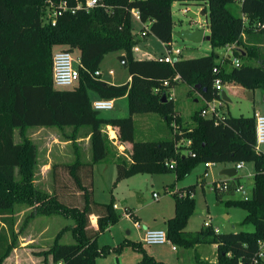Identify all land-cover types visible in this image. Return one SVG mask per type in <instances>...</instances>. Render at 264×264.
<instances>
[{
    "label": "trees",
    "instance_id": "trees-1",
    "mask_svg": "<svg viewBox=\"0 0 264 264\" xmlns=\"http://www.w3.org/2000/svg\"><path fill=\"white\" fill-rule=\"evenodd\" d=\"M68 1L70 5L76 3ZM175 2L204 6L213 48L234 45L233 56L240 59V66L227 67L232 59L219 60L216 50L201 57L180 56L173 65L137 58L133 51L137 45L134 13L148 26L146 35L153 34L163 43L171 42ZM233 2L241 4L244 16L229 9ZM47 6V0H0V264H11L6 260L16 246L15 216L19 204L34 207V214L57 213L74 221L64 227L72 232L74 243H61V231L47 251L54 264H96L99 256L120 253L130 244L143 254L139 264H165L146 252L142 243L127 240L116 247L98 244L99 236L121 218L113 202L99 203L94 199V165L111 153L104 133L107 125L113 127L121 143L131 144L128 156L113 153L117 181L139 173L166 172H175L180 180L207 161L254 162L251 198L227 201V205L247 211L244 222H252L253 231L218 233L210 227L186 230L195 207V198L190 195L195 190L192 185L172 193L176 197V213L167 221V233L173 243L185 247L217 244L219 264H264V258L255 263L264 243V152L256 148L255 113L232 116L226 112L218 123L202 115L205 101L221 98L215 87L217 78L245 91H264V64L259 62L262 51L243 39L244 33L252 31L264 35V0H103L89 11L64 13L55 25L47 21ZM58 46L70 52L80 51V80L72 88L54 84L53 57ZM110 52L127 56L131 81L112 84L102 74L95 75ZM215 67L219 68L218 73L214 72ZM179 82L187 83L191 92H199L204 98V105L192 115L194 124L157 140H137L135 114L157 113L167 125L181 123L174 99L168 98L169 91ZM90 90L105 99L127 96L130 115L101 117L93 107ZM163 94L167 101L162 100ZM84 126L90 132L92 160L84 162L78 153L73 162L54 163V191L40 189L35 183L39 149L26 130L70 127L78 131ZM17 130L21 141H16ZM184 139L192 143L180 147L179 142ZM171 161L173 167L167 165ZM56 189H63L62 193ZM181 192L185 196H180ZM93 214L97 216V227L92 225Z\"/></svg>",
    "mask_w": 264,
    "mask_h": 264
},
{
    "label": "rangeland",
    "instance_id": "rangeland-1",
    "mask_svg": "<svg viewBox=\"0 0 264 264\" xmlns=\"http://www.w3.org/2000/svg\"><path fill=\"white\" fill-rule=\"evenodd\" d=\"M229 9L235 14L239 15L240 3L233 2L228 5ZM184 9L192 11L197 14L195 18H190ZM204 6L191 3L182 5L175 2L173 5V18L175 21V31L182 29H208V15L202 14ZM133 26L136 30L135 38L137 45L141 52H136L137 58L153 59L156 55L166 53V47L155 35L148 34L141 35L142 24L134 18ZM209 34V33H207ZM173 47L182 50L181 56L184 58H193L210 55L213 50L219 53V60L224 58L232 59L233 54L231 50L226 48L214 49L211 41L204 39L202 42L196 43L187 39H182L174 35ZM59 46L55 51L59 50ZM73 57V64L75 67H80V57L78 49L71 51ZM122 54H124L122 52ZM118 52H110L106 54L101 63V71H103V79L106 81L114 79L116 82H123L129 74L128 70L123 67L118 59ZM228 64L227 67H230ZM113 70L115 74H110ZM229 84L225 85L227 95L231 101H226L223 104V109L232 116H252L259 108L258 98L250 100L243 90L239 94H233L227 89ZM191 89V87H190ZM188 91L187 87H176L175 91L172 88L168 93H174L175 106L179 109L181 116V123L174 121L171 125H167L160 114L144 113L135 114V128L137 140H157L166 136L173 135L182 127L190 126L193 123L192 115L202 104L201 98ZM200 99V102H195L194 99ZM118 99V100H117ZM204 105V103H203ZM264 113V112H263ZM99 115L103 118H117L128 117L129 101L127 97L116 98L113 109L100 110ZM111 129L104 127V133L109 138V146L111 153L100 165H97L93 172L94 179V199L99 203H114L116 212L121 216L120 220L108 227L98 239L100 247L110 245L116 247L127 240L130 243H142L146 252L149 251L163 254L165 259L161 261L165 264H218V250L217 245L213 243H199L193 247H185L177 245L178 251L171 250V242L164 245H147L142 241V232L137 230L134 218L125 215L126 207H131L138 214V222L145 226H154L163 220L164 215H175L176 213V197L170 190L183 189L186 190L190 186H195L194 198L195 207L193 213L188 218L186 230L197 231L202 228H207L206 223H212L214 228H217L218 233H230L239 231H253L255 225L252 222H244L247 211L238 206H229L227 201L229 199H249L252 195L253 177L255 174L254 162H244V167L238 170L240 182L247 190L244 194L235 188L230 190H223L218 193L214 188L216 180H226L225 175L219 173L225 168L236 167L237 163L233 161L217 163L212 169H209V176L205 177L206 172L205 163L198 164L188 175L178 180L175 172L166 173H139L131 177L117 181V169L114 162L113 153L121 154L122 147L118 144V139L111 140ZM84 135L83 131H75L73 128L60 129L58 127H32L26 130V135L36 142L39 149V166L36 173V185L48 192L52 193L54 187L49 182V177L41 174V165L48 159L47 154L51 151V158L55 163H67L75 160L74 152L79 150L85 159L89 152V146L82 143L79 145L65 144L66 140L74 135ZM116 135V133H115ZM117 137V135H116ZM19 131H16V141H21ZM65 142V143H64ZM188 145L186 139L179 142V146ZM264 148V146H263ZM124 150V149H123ZM92 152V151H91ZM126 156V155H125ZM59 161V162H56ZM238 183V181H237ZM44 184V185H43ZM61 194V190L56 189ZM71 191V190H70ZM155 193L159 197H155ZM69 194V192H67ZM73 200L71 198H66ZM34 207L19 204L16 206L15 216V230L17 232L16 246L12 250L10 256L6 260L11 264H54L52 255L47 251L54 243L57 235L62 231L59 237L61 243H74L75 239L70 230H64V227L74 223L71 218L65 217L61 214H38L33 213ZM229 216V217H227ZM91 219H93L91 217ZM213 227H210L214 229ZM131 231V235L128 231ZM215 230V229H214ZM140 254V259H135V254ZM152 255V253H149ZM143 254L141 251L134 248L132 244L126 245L124 249L119 252H111L107 256H99V264L105 262L106 264H137L141 260ZM136 260V261H135ZM136 262V263H135ZM139 262V261H138Z\"/></svg>",
    "mask_w": 264,
    "mask_h": 264
},
{
    "label": "built area",
    "instance_id": "built-area-1",
    "mask_svg": "<svg viewBox=\"0 0 264 264\" xmlns=\"http://www.w3.org/2000/svg\"><path fill=\"white\" fill-rule=\"evenodd\" d=\"M47 21L51 22L53 25L57 23V19L59 16L63 15L66 12L76 13L78 10H86L89 11L90 9L101 5L103 0H76L74 5H70L68 0H60L59 2H55L53 0H47ZM185 12H188V9H184ZM137 13V12H135ZM134 13V14H135ZM138 14V13H137ZM264 27V25H262ZM147 25H144V30L141 31L142 36H146L147 34ZM166 47V53L161 55H156L153 59L159 62H166L170 64H174L175 60L181 56L182 50L180 48H174L173 43L167 42L164 43ZM233 46V47H232ZM229 50L232 51L234 45L227 46ZM226 47V48H227ZM139 48L137 46L133 47V51L137 52ZM73 57L70 51L66 49L58 50L54 53L53 57V79L54 84L56 87L59 88H72L76 86L80 80V69L75 67L73 64ZM241 61L238 57H232V65L240 66ZM214 72L218 73L219 68L215 67ZM110 74H114L113 70L109 71ZM101 70H97L95 75H101ZM168 84V82H165ZM224 83L222 82L221 78H217L215 80V87L218 91L221 98H215L211 101H205V106L202 109V115L206 117L213 118L216 123L222 121L226 116V111L223 109V104L226 102L222 98V92L224 91ZM170 99H174V93L169 94ZM93 107L96 110H110L114 107L113 99H105L100 98L98 100L93 101ZM256 129H257V150L262 151L261 147L264 145V113L256 111ZM111 133V131H110ZM111 140L118 139L116 135H110ZM188 145L192 143L189 139ZM195 156V154L193 155ZM206 167V172L204 173L205 177L209 176V169H212L214 166L217 165V162L214 161H207L204 162ZM167 165L173 167L174 161L167 162ZM244 167V162H237L236 168L238 170ZM226 180H216L214 183L215 190L223 191V190H230L232 188L237 189L238 191H242L244 194L247 192L245 186L240 182L237 183L238 180L235 177H228L226 176ZM186 193L181 192L180 196H185ZM155 197H158V194H154ZM192 197L194 193L190 194ZM129 211L126 209V215H129ZM135 226L137 229H143L140 222L136 221ZM206 227H213L212 223H206ZM214 228V227H213ZM217 231V228H214ZM143 242L147 245H164L171 242L173 250L177 249V245L174 244L168 237L167 229L165 228H145L144 235H143ZM264 258V243L261 244V249L258 252V255L255 259V263H258L259 259Z\"/></svg>",
    "mask_w": 264,
    "mask_h": 264
},
{
    "label": "crops",
    "instance_id": "crops-1",
    "mask_svg": "<svg viewBox=\"0 0 264 264\" xmlns=\"http://www.w3.org/2000/svg\"><path fill=\"white\" fill-rule=\"evenodd\" d=\"M203 11V10H202ZM240 11H241V4H240ZM206 14V13H205ZM239 16H244L243 15V13L241 12L240 14H239ZM134 18H136L139 22H140V24H142V26H144V24L140 21V19H139V16H138V14L137 13H135L134 14V17H133V19ZM208 24V23H207ZM176 30V29H175ZM206 30V35H207V33H210V31H209V28L208 29H205ZM134 33L136 34V30H135V28H134ZM243 39H244V41L246 42V43H248V44H255V45H257L258 47H260V49H261V51H262V54H261V58H260V60H259V62H262L263 64H264V35L260 32V31H255V32H250V33H244V35H243ZM138 47V46H137ZM233 47V46H232ZM139 48V47H138ZM61 49H64L63 47H60L59 48V50H61ZM227 50H229V47H227L226 48ZM58 51V50H57ZM79 51V50H78ZM56 52V51H55ZM137 52H141V49L139 48V50L137 51ZM136 53V52H135ZM118 54L120 55V54H122V52H118ZM182 54V53H181ZM79 57H80V51H79ZM231 64V66H232V63H230ZM102 72V77H103V71H101ZM115 74V73H114ZM128 81H131V76H130V74H128L127 75V77H126V79L125 80H123V82H116L114 79H112V80H109V81H107V82H109V83H112V84H122V83H126V82H128ZM226 85V84H225ZM225 85H224V91H225V89H226V87H225ZM228 85V84H227ZM179 86H181V87H187L188 88V91H189V89H190V86L187 84V83H184V82H179L175 87H174V91H175V89H176V87H179ZM227 89L229 90V91H231L233 94H239L240 93V91L241 90H243L244 92H246V94H247V91H245V89H243L241 86H239V85H234V84H229V86L227 87ZM194 92V94H197L200 98H201V100H202V104L200 103L199 105H200V107L199 108H201V106L203 105V103H204V98H203V96L199 93V92H196V91H192V93ZM253 93H254V100L256 99V97L258 98V103H259V108L256 110V111H259V112H264V103L262 102V97H263V94H264V91L262 90V89H257V90H255V91H253ZM89 94H90V97H91V99L93 100V101H95V100H98V99H100V96L95 92V91H93V90H90L89 91ZM124 97H127V96H124ZM115 100L116 99H113V101L115 102ZM118 100V99H117ZM194 101L195 102H200V99L197 97L196 99H194ZM198 108V109H199ZM177 109V108H176ZM178 111H179V109H177ZM180 112V111H179ZM193 125V124H192ZM192 125H190V126H192ZM107 127L108 128H110L111 129V132H112V134L113 135H115V133H116V131L113 129V127L111 126V125H107ZM79 130L80 131H83L84 132V135H82V134H80V135H74L73 137H70V138H68L64 143L65 144H74V143H77V144H79V145H82V143L83 142H85V144H87L89 147V152L86 154V156H85V159H83V155L80 153V151L79 150H77V151H75L74 152V154H75V157H76V155H78V153L80 154V156H81V159H82V161H84V162H89V161H91L92 160V150H91V144H90V132H89V129H88V127H81V128H79ZM116 135H117V133H116ZM118 138V137H117ZM118 144H119V146L120 147H122L123 149H121V153H123L124 155H126V156H128V153H129V151H130V148H131V144L129 143V142H123V143H121L119 140H118ZM123 144L125 145V148L123 147ZM264 146V145H263ZM263 146L261 147V149H262V151L264 152V148H263ZM51 151L52 150H49L48 151V154H47V158L48 159H46L44 162H43V164L41 165V174L43 175V176H47V177H49V179H47V180H50L49 182H51L52 183V186L54 187V184H53V181H52V167H53V165H54V163L55 162H53V159L51 158V156H50V154H51ZM56 162H59V161H56ZM104 161H101V162H99V163H97V164H95L94 165V168H93V172H94V170H95V168H96V166L97 165H100V164H102ZM221 173V172H220ZM220 173H219V175H220ZM237 176H238V182H240V177L241 176H239L238 174H237ZM37 181L38 180H36L35 181V183H37ZM241 183V182H240ZM44 185V184H43ZM177 190H179V189H177ZM176 190H170V192H175ZM158 197H159V194H158ZM128 210L129 211V215H130V217L131 218H134L135 220H137L138 221V214H137V212L136 211H134V210H131V207H126L125 208V210ZM126 215V214H125ZM174 215H172V214H169V215H164L163 216V220H161L160 222H158V224L157 225H154V226H149V225H147V226H145V228H165V229H167V221H168V219L169 218H171V217H173ZM93 219H92V225L94 226V227H97V216L95 215V214H93L92 216H91ZM121 217V216H120ZM227 217H229V216H227ZM145 228L144 229H137V230H141V232H142V241H140V242H143V235H144V230H145ZM131 231L129 230L128 231V234H130L131 235ZM175 244V243H174ZM217 245V244H216ZM147 250V249H146ZM171 250L172 251H178V247H177V249L176 250H173V248H172V245H171ZM148 251V250H147ZM149 253H152V255L156 258V259H160V260H163V259H165V257H163L162 255L163 254H159V253H157V252H153V251H149ZM136 260L137 259H140V254L139 253H136L135 254V257H134ZM99 258H97V261H96V264H99V260H98ZM135 260V261H136ZM138 261H140V260H138ZM137 261V264H139V262ZM136 263V262H135ZM101 264H106L105 262H102L101 261ZM219 264V263H218Z\"/></svg>",
    "mask_w": 264,
    "mask_h": 264
},
{
    "label": "water",
    "instance_id": "water-1",
    "mask_svg": "<svg viewBox=\"0 0 264 264\" xmlns=\"http://www.w3.org/2000/svg\"><path fill=\"white\" fill-rule=\"evenodd\" d=\"M201 13L205 14V11H202ZM187 15L190 18H195L197 16V14L192 12V11H188ZM205 32H206L205 28L197 27L196 29H192V30L191 29H182L180 31H175L174 35L179 37V38H182V39H187L189 41H193V42L199 43V42H202L204 39H207L209 41L211 40V35L210 34L206 35ZM118 59L121 62V64L123 65V67L125 69H127L128 68L127 56L125 54H120L118 56ZM197 88H200V85H197ZM204 90H206V89H204ZM247 96H248V98L251 101L254 100L253 91H251V90L247 91ZM222 98L225 101H227V102L231 101V99L227 95L226 91L222 92ZM162 100L163 101H167V95L166 94H163ZM262 102L264 103V94H263V97H262ZM237 174H238V169L236 167L225 168L220 173V175H225V176H228V177H235Z\"/></svg>",
    "mask_w": 264,
    "mask_h": 264
}]
</instances>
